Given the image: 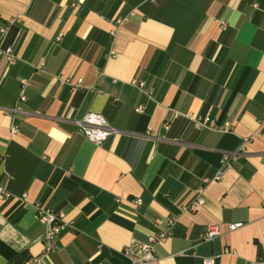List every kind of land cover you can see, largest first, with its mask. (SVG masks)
<instances>
[{"label":"crops","instance_id":"obj_1","mask_svg":"<svg viewBox=\"0 0 264 264\" xmlns=\"http://www.w3.org/2000/svg\"><path fill=\"white\" fill-rule=\"evenodd\" d=\"M12 19L0 264H136L124 247L167 230L145 264H263L264 0H0V25ZM89 112L115 130L100 144L76 126ZM37 206L69 223L46 253ZM209 225L221 233L202 240Z\"/></svg>","mask_w":264,"mask_h":264},{"label":"built area","instance_id":"obj_2","mask_svg":"<svg viewBox=\"0 0 264 264\" xmlns=\"http://www.w3.org/2000/svg\"><path fill=\"white\" fill-rule=\"evenodd\" d=\"M122 20L118 19L116 20L117 24H121ZM18 23V20L12 19L7 21L4 25H0V37H3L7 31V29L12 25ZM221 27L225 28V23H221ZM60 36H58L57 39H59ZM0 54L4 55L6 58V61H8L9 64H13L16 57L14 52V46L13 45H6V47L0 46ZM63 81V80H62ZM64 83H70L73 87L80 85L81 79H77L76 82L72 83L65 79L63 81ZM27 84V81L24 80L22 83L23 88ZM140 86H142V83H139ZM23 91V90H22ZM20 99L23 100L24 96L21 92ZM135 111L137 112H143L144 106L138 105L135 108ZM176 112H171L169 116L164 120L162 127L164 129H167L171 123V121L177 117ZM190 121L192 122L193 126L198 130L203 129H211L216 126L215 120L211 118L208 115L204 116H188ZM76 126L78 127V131L84 135L88 140H92L95 144H100L102 141H104L110 134H112L115 130L106 122V120L103 118V116L97 112H89L86 113L84 116H82L79 119L75 120ZM17 131V126L12 125L11 126V132L14 133ZM244 144H241L237 151H243ZM235 152L232 153H226L223 155L224 162L227 161V159L230 157L231 154H235ZM0 196L7 198L8 193L0 187ZM140 199H136L135 202L138 203ZM202 203V200L200 197L196 198V200L188 205H185L183 209L190 210V211H197L199 208V205ZM37 217L45 225V232L43 236V240L45 245V253L47 251H50V246L48 245L52 238L54 236H57L61 231H63L69 223L65 221L62 213H55L52 211V209L40 207L37 206ZM171 219L166 220V224H171ZM162 221L157 220L156 223L160 224ZM241 226V222H231L228 224L227 229L229 231H232L233 229L238 228ZM219 227L216 225H209L205 228L204 233L202 235V240H210L218 235H220L221 231H219ZM169 235V231H163L158 235H149L147 237V240L145 242L136 244L134 246H128L124 247V253L129 256L134 263L136 264H145L147 262H150V260L155 259V245L157 242L164 240ZM204 258V257H203ZM203 264H214V260L212 257H205L203 259ZM251 264V263H247ZM264 264V261H263Z\"/></svg>","mask_w":264,"mask_h":264},{"label":"trees","instance_id":"obj_3","mask_svg":"<svg viewBox=\"0 0 264 264\" xmlns=\"http://www.w3.org/2000/svg\"><path fill=\"white\" fill-rule=\"evenodd\" d=\"M6 23V22H5ZM5 23H3V24H5Z\"/></svg>","mask_w":264,"mask_h":264}]
</instances>
